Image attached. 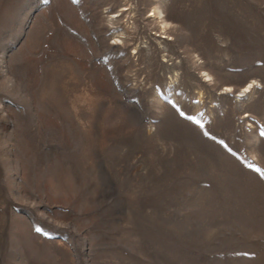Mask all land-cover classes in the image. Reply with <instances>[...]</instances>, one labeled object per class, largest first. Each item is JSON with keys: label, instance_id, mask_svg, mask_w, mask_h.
<instances>
[{"label": "rangeland", "instance_id": "374dc122", "mask_svg": "<svg viewBox=\"0 0 264 264\" xmlns=\"http://www.w3.org/2000/svg\"><path fill=\"white\" fill-rule=\"evenodd\" d=\"M0 264H264V0H0Z\"/></svg>", "mask_w": 264, "mask_h": 264}, {"label": "bare ground", "instance_id": "6f19581e", "mask_svg": "<svg viewBox=\"0 0 264 264\" xmlns=\"http://www.w3.org/2000/svg\"><path fill=\"white\" fill-rule=\"evenodd\" d=\"M126 1H129V0H125V2H126ZM127 5H128V4H127ZM129 5H130V4H129ZM160 6H161V5H160ZM160 6H159V8H160ZM130 7H131V6H130ZM156 7H157V6H156ZM159 8L157 7V9H159ZM154 9H155V8H154ZM154 9H152V10H154ZM122 10H123V9H122ZM160 10H161V9H160ZM154 11H155V10H154ZM159 13H160V15H161V11L158 10L157 13H156V12H153V15H155V14L159 15ZM163 13H164V12H163ZM160 15H159V16H160ZM128 17H129V16H128ZM159 18H160V17H159ZM161 18H162V15H161ZM157 19H158V16H157ZM166 19H167V18H166ZM130 21H131V20H130ZM167 21H168V20H167ZM161 23H162V22H161ZM164 25H166V24H164ZM164 25H163V26H164ZM136 49H137V46H136ZM177 76H178V74H177ZM173 77H174V76H172V78H173ZM253 86H254V85H253ZM245 90H248V92L250 93V91L252 90V85L250 84V85L246 86V87H245ZM245 92H246V91H245ZM252 93H253V92H252ZM197 94H198V97H199V98H202V97H203V96L201 97V95H202V92H201V91H199Z\"/></svg>", "mask_w": 264, "mask_h": 264}]
</instances>
